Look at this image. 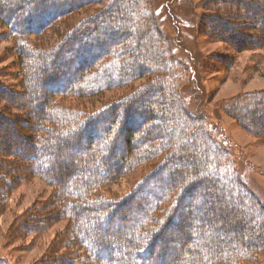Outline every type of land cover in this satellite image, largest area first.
I'll return each mask as SVG.
<instances>
[{"label": "trees", "instance_id": "1", "mask_svg": "<svg viewBox=\"0 0 264 264\" xmlns=\"http://www.w3.org/2000/svg\"><path fill=\"white\" fill-rule=\"evenodd\" d=\"M202 4L198 26L207 40L233 53L252 50L251 74H260L264 0ZM152 6L151 0H0V38L14 55L12 73L0 77L18 80L0 82V125L11 127L17 117L28 130L0 138V216L16 189L38 179L49 195L15 217L10 233L34 242L66 222L35 264H264L258 261L264 207L202 110L204 92L180 81L177 65L195 81V63L172 58ZM218 57L204 68L213 63L212 71L229 72L236 65L233 57ZM187 87L200 96L194 111L182 100ZM119 88L130 90L85 108ZM4 107L15 114L3 115ZM222 112L264 143V90L225 103ZM140 167H148L143 180L115 197L109 186ZM0 264L11 263L0 258Z\"/></svg>", "mask_w": 264, "mask_h": 264}, {"label": "rangeland", "instance_id": "2", "mask_svg": "<svg viewBox=\"0 0 264 264\" xmlns=\"http://www.w3.org/2000/svg\"><path fill=\"white\" fill-rule=\"evenodd\" d=\"M151 1L153 5L152 11L158 19V29L169 46L172 58L176 60L177 64L179 62L184 63V61H186L185 65L189 61L195 63V81H191V76H188L189 72H187L186 68L177 65V69L174 70L180 76V79H182L180 81L184 82V85H187L188 82H193V86H195L193 89L197 93L204 92L205 101L203 102L202 110L206 111L210 121L213 122L211 124H214L218 128H215V130H218L217 134L221 132L225 137L226 143L232 146L230 149L236 163V174L247 190L264 207V143H261L254 136L242 130L227 114L222 112V107L225 103H230V101H234L244 94L264 90V69L261 70L260 74H251L250 66L256 53L252 52V50L233 53L232 50L228 49L221 42L208 41L205 37L206 33L199 29L198 26L200 16L204 12L203 0ZM85 12L88 15L92 12V9H86ZM84 15V12L79 13L80 17ZM3 34H5V31L0 25V37ZM10 49V41L0 38V74L7 72L8 76L14 69V55ZM218 56L233 57L236 60V65L229 72H214L210 66L214 68L216 66L211 63L208 66V70H206L204 68L205 62L219 58ZM17 81H7L0 77V82L8 86ZM146 82V79L135 82V89ZM128 89L109 90L103 93L101 97L89 102L85 108H90L91 106L99 107L94 101L104 103L117 100L125 95ZM187 89L185 90V93H187L182 94V100L186 108L193 110V107L196 108L199 105L200 96L198 94H190L191 87H187ZM14 91H16V87ZM13 97L16 99L18 96L15 95ZM16 102L19 103L18 99ZM1 105L4 106L3 104ZM2 114L12 117L15 112L11 108H6L5 111H2ZM21 120L16 117L11 127L0 125V138L1 135L9 137L11 132L21 131V129H24V132L28 133L26 128L21 127ZM1 123L3 122L0 121ZM11 142L14 143L15 140H11ZM62 166L65 169L69 167L64 162ZM147 170L148 167H140L130 175L123 176L115 184L109 186L111 193L117 198L127 196L136 184L143 180L148 173ZM225 184L227 185L229 182ZM230 187L236 190L234 187ZM49 193L50 188L46 187L38 179L26 182L22 187L13 192L9 210L0 216V258L8 260L11 264H35L41 260L56 232L64 227L66 222H60L55 225L41 240L35 239L34 242L32 241L34 239L33 236L14 237L10 233V228L14 218L25 211V208L31 207L40 197V199H45ZM244 197L247 198L246 196ZM111 229H114V227L110 226L104 229L103 232L107 233ZM173 257L174 255H172ZM262 260H264V251L258 256V261Z\"/></svg>", "mask_w": 264, "mask_h": 264}]
</instances>
